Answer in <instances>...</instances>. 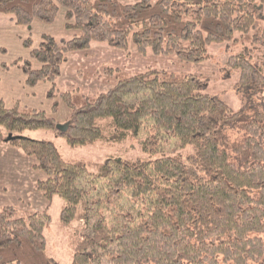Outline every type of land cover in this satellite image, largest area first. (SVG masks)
<instances>
[{"label":"trees","instance_id":"obj_1","mask_svg":"<svg viewBox=\"0 0 264 264\" xmlns=\"http://www.w3.org/2000/svg\"><path fill=\"white\" fill-rule=\"evenodd\" d=\"M129 1L0 0V14L19 26L51 24L64 9L65 28L82 33L44 36L32 52L40 68L21 65L29 87L53 85L49 98L72 112L69 133L57 130L59 101L49 115L0 99V143L37 162L46 176L38 190L65 201L63 227L83 223L72 264H264V0ZM97 43L187 65L207 61L212 45L241 46L228 68L238 73L243 106L206 93L197 76L152 68L110 70L117 82L98 96H57L68 55ZM148 125L150 156L135 161L65 160L54 143L23 137L49 130L77 149L124 143ZM172 141L193 154L154 158ZM49 222L47 210L20 217L0 207V264H58L47 250Z\"/></svg>","mask_w":264,"mask_h":264},{"label":"rangeland","instance_id":"obj_2","mask_svg":"<svg viewBox=\"0 0 264 264\" xmlns=\"http://www.w3.org/2000/svg\"><path fill=\"white\" fill-rule=\"evenodd\" d=\"M262 8L259 4V13L264 19ZM65 14L66 11L61 9L53 23L36 20L31 26H19L10 16L0 14V78L19 86L23 95L28 91L25 104L19 103L22 106L27 105L52 115L53 104L59 101L57 125L70 123L73 120L72 112L59 97L49 98L53 88L50 82L40 84L37 88L29 87L26 80L23 81L25 74L21 65L29 61L34 69L40 68V64L32 58V52L39 47L44 36L69 41L82 34L65 28ZM240 47L235 49L230 44L212 45L207 61L187 65L178 61L175 55L162 58L148 52L146 56H142L133 45H130L128 50H121L107 44H93L89 51L68 55V62L63 64L61 76L56 81V95L72 92L98 96L110 90L117 82L109 74L110 70L134 75L152 68L197 76L202 81L206 93L222 99L234 110H240L243 106V90L238 86V73L228 68L230 56L236 54ZM254 52L255 55L262 54L260 49ZM153 133L154 130L148 125L138 137L130 138L124 143H102L77 149L70 147L65 138L49 130L27 131L23 137L54 143L65 160L85 159L92 163H105L109 158L130 161L148 158L150 155L144 152L142 143ZM5 136L9 135L6 133ZM193 152L194 148L181 149L176 141H172L162 146L161 154L155 155L154 158L172 155L186 159ZM36 165L37 162L27 156L21 148L6 142L0 143V207H13L20 217L47 210L50 222L44 235L48 254L58 264H72L75 246L83 235L84 225L76 223L68 228L62 226L61 213L65 201L58 196L48 201L43 192L38 190V183L45 180L46 176L35 169Z\"/></svg>","mask_w":264,"mask_h":264},{"label":"crops","instance_id":"obj_3","mask_svg":"<svg viewBox=\"0 0 264 264\" xmlns=\"http://www.w3.org/2000/svg\"><path fill=\"white\" fill-rule=\"evenodd\" d=\"M25 80L27 81V78L24 75L23 81L25 82ZM22 93L23 92L19 89V86L17 87L16 84L5 82L4 79L0 78V99H2L8 107H13L16 103L18 104L20 102L25 104V97H28L29 94L28 91L24 93V95Z\"/></svg>","mask_w":264,"mask_h":264},{"label":"water","instance_id":"obj_4","mask_svg":"<svg viewBox=\"0 0 264 264\" xmlns=\"http://www.w3.org/2000/svg\"><path fill=\"white\" fill-rule=\"evenodd\" d=\"M71 125H72L71 122L63 124V125L59 124V125H57V130L59 132H61L62 134H67L69 129H70V127H71ZM12 139H13V136H10L8 140H12Z\"/></svg>","mask_w":264,"mask_h":264}]
</instances>
